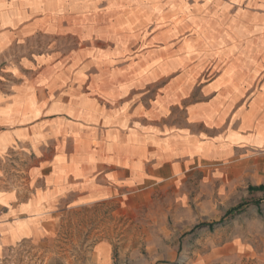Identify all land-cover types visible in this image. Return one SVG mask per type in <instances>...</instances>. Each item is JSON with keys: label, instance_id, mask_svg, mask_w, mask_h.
Listing matches in <instances>:
<instances>
[{"label": "crops", "instance_id": "1", "mask_svg": "<svg viewBox=\"0 0 264 264\" xmlns=\"http://www.w3.org/2000/svg\"><path fill=\"white\" fill-rule=\"evenodd\" d=\"M259 152L264 0H0V250Z\"/></svg>", "mask_w": 264, "mask_h": 264}, {"label": "rangeland", "instance_id": "2", "mask_svg": "<svg viewBox=\"0 0 264 264\" xmlns=\"http://www.w3.org/2000/svg\"><path fill=\"white\" fill-rule=\"evenodd\" d=\"M213 165L67 210L0 264H264V152Z\"/></svg>", "mask_w": 264, "mask_h": 264}, {"label": "trees", "instance_id": "3", "mask_svg": "<svg viewBox=\"0 0 264 264\" xmlns=\"http://www.w3.org/2000/svg\"><path fill=\"white\" fill-rule=\"evenodd\" d=\"M263 188V186L262 185H260V186H258V187H256L255 189H262ZM235 209H237V208H234L232 211H234ZM231 213V212H230ZM221 221H222V219H221ZM201 225H203V224H201ZM210 226L212 225V224H209ZM198 226H200V224L198 225ZM197 227V226H196Z\"/></svg>", "mask_w": 264, "mask_h": 264}]
</instances>
